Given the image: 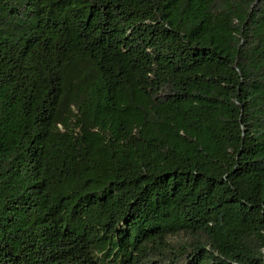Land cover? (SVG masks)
Instances as JSON below:
<instances>
[{"label": "trees", "instance_id": "trees-1", "mask_svg": "<svg viewBox=\"0 0 264 264\" xmlns=\"http://www.w3.org/2000/svg\"><path fill=\"white\" fill-rule=\"evenodd\" d=\"M0 264H264V0H0Z\"/></svg>", "mask_w": 264, "mask_h": 264}]
</instances>
